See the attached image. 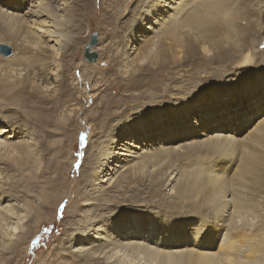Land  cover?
Returning a JSON list of instances; mask_svg holds the SVG:
<instances>
[{"label": "rangeland", "instance_id": "rangeland-1", "mask_svg": "<svg viewBox=\"0 0 264 264\" xmlns=\"http://www.w3.org/2000/svg\"><path fill=\"white\" fill-rule=\"evenodd\" d=\"M147 1L60 0L71 39L58 56L33 43L32 29L26 33L25 25L7 27L0 19V43L14 54H0V139L30 153L29 160L8 151L0 158V196L16 193L18 203L28 201L32 210L19 228V246L11 250L0 242V264H114L96 240H75L76 231L92 226L91 238L102 228L110 234L122 226L117 236L123 241L168 234L174 241L187 233L189 244L208 239L218 223L213 251L233 256L240 247L233 250V243L239 244L250 220L260 229L254 241L243 240L246 248L264 242V133L242 139L264 118V0H218V9L210 8L211 0H184L178 14H165L173 15L170 23L151 25L134 52L136 41L128 49L126 42L130 29L142 22L139 8ZM202 13L203 24L176 25V17L184 25V18ZM94 34L98 43L92 50L99 56L89 62L84 52ZM163 34L166 43L150 48ZM28 76L42 81L37 82L45 86L42 93ZM11 124L16 130L2 131ZM207 132L236 139L160 151L174 145L172 138L201 141ZM126 137H134L127 150L117 149ZM108 151L119 152L118 158L107 162L102 154ZM19 159L24 161L16 166ZM101 161L106 162L101 176L87 184V174ZM71 191L72 200L64 196L55 206ZM223 199H230L228 206ZM235 209L238 223L232 219ZM195 249L207 248L198 244ZM117 257L123 264H148L143 256ZM252 259L264 260L261 255Z\"/></svg>", "mask_w": 264, "mask_h": 264}, {"label": "bare ground", "instance_id": "bare-ground-1", "mask_svg": "<svg viewBox=\"0 0 264 264\" xmlns=\"http://www.w3.org/2000/svg\"><path fill=\"white\" fill-rule=\"evenodd\" d=\"M0 1L2 3H4L3 5H0V19L2 20V22L7 24L8 25L7 27H9V25L11 23H13V25H15V26L25 25V28H27L26 33L28 31L30 32L33 30L32 34L37 35L36 36L37 39L33 43L40 46V48L43 46L45 48V50L49 49L54 54H56V56H58L60 54V52H62L64 46H66L68 41H70V39H71V35L69 33L70 31L69 32L65 31V27L68 25V23H66L67 19L64 17V14L59 13L61 10H67L66 4L65 5L62 4L60 2V0H0ZM211 1H212V3L210 5V8L212 7V8L218 9L217 8L218 4L216 5V2L218 0H211ZM223 1H225V0H223ZM150 2L152 3L151 8L148 7ZM219 2H220V0H219ZM177 3L180 4L179 9H177L176 5L168 4V0H155V2H153V0H148L146 2V4L144 6H142L141 9L139 8L140 17L139 16L138 17H139V19L142 20V22L140 23V25L136 24L134 29L133 28L130 29L129 35L131 37L127 39L126 48L127 49L130 48V46L132 45L131 43L136 41L132 50L134 52L140 51L139 50V44L141 42L146 41L149 30H151V25H154V24L160 25L159 23H163L164 21H167L165 23H170L174 18H171L170 20H168V19L170 17H172L173 15L178 14L179 10H181V8L186 5L184 3V0H177ZM190 3H192V1ZM165 5H167V7H165ZM161 8H164V10L161 11ZM170 11L171 12L173 11V15L168 14L165 16V13H170ZM207 12H208V10H207ZM63 13H65V12H63ZM32 17L34 19H32ZM176 18H177L176 19V25L179 24L180 26H185V25H187L186 24L187 22L190 24H195V25L199 24V23L203 24V23H205V19L207 17L202 13L200 16H197L195 18H190L189 20L187 18H184V25L182 24V22H180L181 18H178V17H176ZM148 19H151V21H152L151 24L148 23ZM21 23H23V24H21ZM172 25H173V23H172ZM152 29H153V27H152ZM191 29H192L191 27L188 28V30H191ZM136 30H139V31L142 30V31L139 33H136L137 32ZM172 30H173L172 28L168 29V31H172ZM164 34L162 37L160 36L157 39L153 40L150 48L153 47V49H154V47H156L158 45V43L159 44L166 43V41L164 40V39H166V36H165L166 34L165 35ZM45 38L48 39V41H46ZM148 38H150V37H148ZM194 39H195L194 41L197 42L196 41L197 37H195ZM52 41H54V44H52V45L49 44ZM30 46H32V45H30ZM92 49H94V48H91V50ZM142 53H143V51H142ZM84 54H85V52H84ZM3 57H5V56H3ZM47 57H49V56H47ZM47 57H45V59H43V60L44 61L47 60L46 59ZM136 57H137V55H136ZM138 58H139V56H138ZM51 59L52 60H49L50 63L52 61L55 62V57L51 58ZM41 62H43V61H41ZM142 62H144V61H142ZM30 63L32 64V62H30ZM47 63L45 62L46 65H47ZM33 65H34V63H33ZM33 65H32V67H33ZM95 65L96 64H91V66L93 68ZM35 66H37V64ZM28 67H29V65H28ZM48 67L46 68V66H44V64H43L42 69H44L45 71L47 70L46 71L47 74L49 73V75H51V77L54 76L55 72H53L52 70L51 71L48 70ZM30 68H31V66H30ZM83 69L86 72L87 69H85L84 67H83ZM0 70H1V68H0ZM33 70H34V68H33ZM17 74L18 75L21 74L20 72H18V69H17ZM58 76H56V77H58ZM33 77L28 76V82H29V84L34 86V88L36 86L39 88L38 89L39 91L37 92V94L39 95L40 93L43 92V89L45 88V86L42 85L41 83H37L38 81L42 82V81L36 79L37 76L34 78ZM38 78L41 79L40 77H38ZM31 79H33V81H31ZM47 79H48V77H46V81H47ZM31 85H30V87H31ZM7 87H8V85H7ZM246 91H247V93L250 94L252 92V88H250V86H248L246 88ZM32 93H33V91H32ZM74 94L75 93L73 92V89L69 88L67 91V95H69L70 97H73ZM28 97H30V96H28ZM35 101H32V102L35 103ZM32 102H30V103H32ZM33 106H35V105H33ZM106 107L108 109V105ZM106 107L104 106V108H106ZM41 110H42V108H41ZM185 111L186 112L188 111V106L185 107ZM49 118H50V116H49ZM205 119H203V120L205 121ZM0 120H1V117H0ZM258 121L259 122L256 124V126L250 132H248V134H246L244 137H242V139H246V138L248 139L251 136L263 135L262 133H264V118L261 120H258ZM240 123H242V121H240ZM12 125L13 124L7 126L8 128H6V129L3 128L4 130H2V131H4V132L5 131H12L13 128H14V130H16V127H14ZM140 125H141V123H140ZM231 126H233V129L238 130L237 124H233ZM141 127H143V125H141ZM220 129H222V131H223L226 128L225 127L218 128V129H215V131L221 132ZM238 131H240V130H238ZM83 132L85 133V129H83ZM256 132H260V133H256ZM205 135H206V138L201 140V141L191 139L192 141L186 140L185 143H180L179 140H181V139L178 140L177 138H172L171 141L174 142V145L170 146V147L167 146L168 149H167V147L161 146L160 151H161V149H165L167 151H172V150L178 151L188 144H192V143H196V142H206V141H209L212 139H217V140L223 139L225 142H229L232 139H236L235 136H232L230 134L225 135L223 133L213 132L210 134L209 132H207ZM195 136H197V135H195ZM130 140L133 141L134 137L132 139H129L128 137H126V139L123 141V143L120 144L122 146H119L117 149H121V150L126 149L127 150V148H125V144H131ZM85 142H86V140H85ZM177 142H179V143H177ZM14 146L15 145L10 143L9 141L0 139V158H2L4 154H7L5 152L8 151L9 155L10 154H17V153L21 152L23 155L22 156L23 159L25 158V159L29 160L28 159L29 156H27V155L30 153H28L27 150L23 151L22 146H21V150L18 151V150H16V146L15 147ZM23 148H24V146H23ZM2 152H3V154H2ZM118 153L119 152L108 151L105 153L103 152L102 155L105 156V160L108 162L112 159L118 158V157H116V154H118ZM12 156H14V155H12ZM15 156H17V155H15ZM8 157H10V156H8ZM87 158H88V155L86 154V156L84 157V163L82 164L83 166L86 164ZM21 160L20 159L17 160L18 163L16 162L17 163L16 166L22 165V162L24 160L22 162H21ZM70 162H69V164L71 166ZM24 164H26V162H24ZM105 164H106V162L101 161L100 164L98 165V168H95L94 166H92V170L87 174V175H89L87 184L89 182L92 183L94 181V177L97 176V174H98V177L101 176V171L103 170V167ZM68 168H69V166H68ZM170 179H172V178H170ZM24 181L26 182V180H22V179L16 180V182L21 183V184ZM14 194L15 195H13V196H14V198H16L18 195L16 196V193H14ZM68 194L69 193L64 192V194L61 197H59V199H57L55 206L57 205V203H59L61 201L60 199L64 196H69V201L72 200L73 191L70 192V195H68ZM10 195L12 196V194H10ZM10 195H9V192H7V194L0 196V242H2L5 247L8 246L12 250V249H15L19 246L20 241L17 238L19 228L24 229L25 225H22V224L25 221L27 215L29 213H31L32 210H31L30 202L25 201L23 204L18 203L19 199L16 198L15 200H13V198H11ZM108 199L110 200V198H108ZM112 201L114 202V199ZM229 201H230V199H227V200L223 199L221 202L225 203V205L228 206ZM115 205H117V204H115ZM237 212L238 211L236 209L233 210V212H232V219L234 221H237L236 223L241 221V219H240L241 215H239V214L237 215ZM216 225H218V223ZM216 225L214 226L215 229H211V231H210L211 235L209 236V238L203 240L202 243H198L199 240L197 238H195L194 241L191 240V242H189V244H188V241L190 239L187 238V233H184V237H182V238L180 236L176 237V239H174V241L170 240V238H171L170 235H172V234H168L165 237L161 236V237H158L155 240L153 239L151 241H149V238H145L146 241L144 239H143L144 241L137 240L136 237L134 239L127 237L124 239L126 241H123V240H120L121 238L119 239L117 236V234L119 232H121L122 226L119 228H115V229L113 228L114 232H111L110 234H104V229L102 228L99 230L100 235H98V233H97L98 231H96L95 238H91V235H92L91 232H92V230L93 231L95 230V228H96L95 226L94 227L92 226L91 228H89V230H86V229L78 230L75 232L76 233L75 240L76 241L81 240V242H84L85 244H86V242H89V241L94 242V240H96V243H98L99 246H103L102 250L100 252L101 253L103 252L104 258L110 259V261H114V264H123L120 260V257L118 258L117 256H124V258L125 257H130V258L132 257L131 258L132 260H134L133 258H139V257L143 256L147 260L148 264H226V263H229V264H264V260H263V262H258L259 260L255 261L254 259H252L253 256L256 257L259 255H261L264 258V242L260 239L262 242L261 241H259V242L255 241L256 244L249 243V248H246V246H248V245H247L246 241H243L246 239L249 240L248 242L254 241L255 240L254 235H256L257 230H259L260 228L255 227L254 226L255 224L253 225L252 222H250V220H248L246 222L247 227H245V232L243 235L240 236L242 238L239 239V244L236 243V241L233 243V250H235L238 247V245L240 247H239V249H236L235 252L231 251L233 254V256H232V255L220 253L219 250L213 251L219 242V239H218L219 228L216 227ZM24 234H27V233L24 232L23 235ZM143 237H145V235ZM160 238H162L163 240H160ZM210 238H211V240L209 241ZM104 241H106V242H104ZM167 241H169V243ZM148 242H151V243H148ZM198 244L200 245V247L204 246L207 249H202V250L195 249V247H197ZM82 249H86V248H82ZM85 251H88V254L91 252V250H87V249ZM91 253H93V252H91ZM242 253H246L247 256L241 257ZM195 255H197V258H195Z\"/></svg>", "mask_w": 264, "mask_h": 264}, {"label": "water", "instance_id": "water-1", "mask_svg": "<svg viewBox=\"0 0 264 264\" xmlns=\"http://www.w3.org/2000/svg\"><path fill=\"white\" fill-rule=\"evenodd\" d=\"M98 43V37L96 34L92 36V42L90 45H88L85 49V58L89 62H95L98 59V53L94 50H91V48H94ZM0 54L9 57L13 54V49L9 45L5 43H0Z\"/></svg>", "mask_w": 264, "mask_h": 264}, {"label": "snow or ice", "instance_id": "snow-or-ice-1", "mask_svg": "<svg viewBox=\"0 0 264 264\" xmlns=\"http://www.w3.org/2000/svg\"><path fill=\"white\" fill-rule=\"evenodd\" d=\"M153 2H155V0H153ZM168 4L176 5L177 9L180 8V4L177 3V0H168ZM158 6H159V5H158ZM148 7H149V8L152 7V3H151V2L149 3ZM165 7H167V5H165ZM163 10H164V8H161V11H163ZM165 14H167V13H165ZM148 23H149V24L152 23L151 19H148ZM261 47L264 48V45H261ZM82 139H83V137H82Z\"/></svg>", "mask_w": 264, "mask_h": 264}]
</instances>
